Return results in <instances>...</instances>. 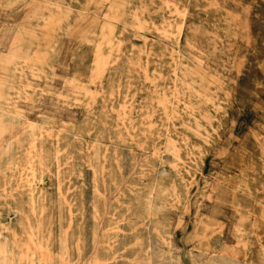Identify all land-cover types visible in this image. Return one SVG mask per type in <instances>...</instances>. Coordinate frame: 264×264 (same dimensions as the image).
<instances>
[{"label":"rangeland","instance_id":"1","mask_svg":"<svg viewBox=\"0 0 264 264\" xmlns=\"http://www.w3.org/2000/svg\"><path fill=\"white\" fill-rule=\"evenodd\" d=\"M172 1L0 0L6 264H258L233 233L264 240V0H174L181 38Z\"/></svg>","mask_w":264,"mask_h":264},{"label":"bare ground","instance_id":"2","mask_svg":"<svg viewBox=\"0 0 264 264\" xmlns=\"http://www.w3.org/2000/svg\"><path fill=\"white\" fill-rule=\"evenodd\" d=\"M169 1V0H167ZM174 1V0H173ZM170 2L169 5L168 4H165V6H169V8H172L175 13L180 17V21L178 23L177 26H175V29H176V33L178 35L179 38L182 37L183 33H184V29H185V17L187 16L188 14V8L185 4H182V5H179L175 2ZM184 2V0H183ZM187 2V1H186ZM57 7H60L61 8V5L59 4H56ZM126 7V6H125ZM171 11V10H170ZM173 12V11H172ZM174 13V14H175ZM52 19V18H51ZM138 21V22H137ZM107 22V21H106ZM136 23L141 24V22L136 18ZM168 23V22H167ZM171 23V22H169ZM120 24V23H119ZM136 24V25H137ZM165 25V24H164ZM161 26V25H160ZM138 27V26H137ZM159 27V26H158ZM170 27V26H169ZM106 33L103 35L104 37V41L108 44L111 43V36H112V33H113V30L115 29L114 28V25L112 23H108V25H106ZM154 28V27H153ZM163 28V27H162ZM164 29V28H163ZM157 31V30H156ZM159 31V30H158ZM157 31V32H158ZM172 31V30H171ZM174 31V30H173ZM161 32V31H160ZM164 32H165V29H164ZM169 33V31H168ZM167 33V34H168ZM173 33V32H172ZM171 33V34H172ZM175 33V32H174ZM164 34V33H163ZM161 35V34H160ZM165 35V34H164ZM163 35V36H164ZM176 35V34H175ZM167 35H165L166 37ZM178 43V42H177ZM112 46V45H111ZM179 52V50H178ZM177 52V54H178ZM110 53V52H109ZM108 54V53H107ZM109 57V56H108ZM106 61H107V56L106 54H103L101 53L100 55H98V58L94 61V65H95V77L97 78L98 76L102 75V73L104 72L105 70V67H106ZM102 77V76H101ZM104 79V78H103ZM103 82V81H102ZM92 95V94H90ZM178 94L176 93L174 96H173V100L172 102H174L175 98H177ZM95 97V96H94ZM151 100V99H150ZM159 100V99H158ZM157 103V102H155ZM168 105V104H167ZM170 108V107H169ZM184 108L186 110L188 109H191V106L189 105V103H186ZM144 112H146V110H144ZM146 115V114H145ZM101 118V117H100ZM86 119V118H85ZM90 119V118H89ZM93 120V119H92ZM151 120V119H150ZM167 120V119H166ZM168 122V121H167ZM152 127V126H151ZM207 128V127H206ZM210 130V129H208ZM202 133V132H201ZM78 135V134H77ZM92 135V134H91ZM79 137V136H78ZM81 138V136H80ZM100 140V139H99ZM115 142V141H114ZM118 142V141H117ZM112 143V142H111ZM212 143V142H211ZM201 145V144H200ZM202 146V145H201ZM210 146V145H209ZM105 148V147H104ZM148 148V147H147ZM97 150V149H96ZM97 152V151H96ZM189 152V151H188ZM198 154V153H197ZM102 158V157H101ZM27 166V165H26ZM5 168V166H4ZM25 171V170H24ZM162 173V172H161ZM8 175V174H7ZM4 177V176H3ZM21 177V176H20ZM19 180V179H18ZM42 180V179H41ZM2 184V183H1ZM20 184V183H19ZM153 188V187H152ZM141 199V198H140ZM148 200V199H146ZM144 203V202H143ZM145 204V203H144ZM151 204V203H150ZM146 205V204H145ZM31 206V205H30ZM9 207V206H8ZM150 208V206H149ZM141 210V209H140ZM150 210V209H149ZM148 210V211H149ZM144 212V211H143ZM144 214V213H143ZM7 215V214H6ZM241 216V215H240ZM7 217V216H6ZM146 218V217H145ZM243 219L239 218L238 220V223L235 225L234 227V235L236 238H238L239 240H243L246 236H250L251 235V240H256L257 244L259 245V250L257 252V255L256 257L258 258V264H264V240L263 239H260L257 237L256 233H251V229L250 231L246 229V226H244V224L242 223ZM149 222V221H147ZM150 224V223H148ZM259 226V225H258ZM140 228V227H139ZM143 228V227H142ZM141 228V229H142ZM146 228V227H145ZM140 230V229H139ZM148 230V229H146ZM145 231V230H144ZM257 232V231H256ZM261 232V230H260ZM20 233V232H19ZM113 233V232H112ZM111 233V234H112ZM142 233V232H141ZM138 235V234H137ZM148 235V234H147ZM21 236V235H20ZM114 236V234H113ZM144 236V235H143ZM30 239L31 240H36L37 243H41L42 246L46 247L49 249V246L51 245V239L49 238H46L44 236H40L39 234L37 233H32L30 235ZM111 237V236H110ZM28 238V237H27ZM132 238V237H131ZM150 238V237H149ZM148 238V239H149ZM166 238V237H165ZM14 239V238H13ZM29 239V238H28ZM146 240V239H145ZM151 241V240H150ZM29 242V241H28ZM31 242V241H30ZM135 242V241H134ZM149 242V241H148ZM160 242V241H159ZM11 239L10 237L5 234L3 232L2 229H0V264H6L7 263V256H8V247L9 245L11 244ZM108 243V242H107ZM115 243V242H114ZM161 243V242H160ZM163 243L167 246V249L168 251L170 252L171 249H170V243L171 242H168L166 240L163 241ZM110 244V243H109ZM108 244V245H109ZM116 244V243H115ZM163 245V244H162ZM153 246V245H152ZM151 246V243L149 242V244L141 249H135V250H131L130 251V254L134 257V258H138V263L137 264H152V253L151 251L153 250ZM15 247V246H14ZM23 247V246H22ZM111 247V246H109ZM247 247V246H246ZM33 248V246H32ZM40 248V247H39ZM108 248V247H107ZM228 247H225V246H219V252H218V255L223 258V261L220 262V263H217V264H231L232 261L234 260H239L238 258V254L239 253H242V250H236V251H233L230 253V251L227 250ZM106 249V248H104ZM113 249V248H112ZM108 250V249H107ZM111 250V249H110ZM109 250V251H110ZM19 251V250H18ZM102 251V250H101ZM25 252V251H24ZM154 252V251H153ZM13 253V252H12ZM16 253V252H15ZM14 253V254H15ZM42 253V252H41ZM113 253V251H112ZM110 252V254H112ZM161 253V252H160ZM134 254V255H133ZM159 254V253H158ZM114 255V254H113ZM121 255V254H120ZM17 256V255H16ZM29 256V255H28ZM41 256V255H40ZM100 256V255H99ZM159 256V255H158ZM30 257V256H29ZM108 257V256H107ZM40 258V257H39ZM102 258V257H101ZM158 259V258H157ZM255 259V258H254ZM21 260V259H20ZM27 260V259H26ZM29 261V259H28ZM34 261V260H33ZM108 261V260H107ZM106 261V262H107ZM110 261V260H109ZM132 259H129V262L127 264H132ZM32 262V261H31ZM35 262V261H34ZM87 263V262H86ZM101 263V262H100ZM117 263V262H116ZM160 263V262H159ZM113 264V263H112ZM170 264V263H169Z\"/></svg>","mask_w":264,"mask_h":264}]
</instances>
